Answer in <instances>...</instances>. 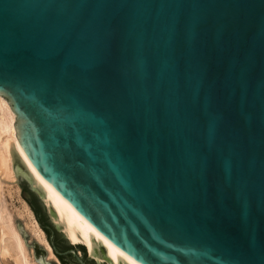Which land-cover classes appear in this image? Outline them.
<instances>
[{"label": "water", "instance_id": "1", "mask_svg": "<svg viewBox=\"0 0 264 264\" xmlns=\"http://www.w3.org/2000/svg\"><path fill=\"white\" fill-rule=\"evenodd\" d=\"M0 95L137 263L264 264V0H0Z\"/></svg>", "mask_w": 264, "mask_h": 264}, {"label": "bare ground", "instance_id": "2", "mask_svg": "<svg viewBox=\"0 0 264 264\" xmlns=\"http://www.w3.org/2000/svg\"><path fill=\"white\" fill-rule=\"evenodd\" d=\"M14 120L15 115L9 103L0 95V187L7 181L15 182L19 176L25 177L42 199L48 214L56 223L55 226L63 231L71 243L83 244L89 256L90 247L93 245L99 264L103 260L108 264H139L104 238L38 174L18 144ZM34 218L36 220L35 216ZM36 222L38 223L37 220ZM38 226L40 227L39 223ZM24 227L31 236L35 235L36 224L28 225L25 222ZM42 230L38 231L37 239L44 245L46 258L35 257L30 252L21 235L20 225H15L12 216L0 205V261L11 264H50L49 259L56 260L57 257L47 237V241L45 240Z\"/></svg>", "mask_w": 264, "mask_h": 264}, {"label": "rangeland", "instance_id": "3", "mask_svg": "<svg viewBox=\"0 0 264 264\" xmlns=\"http://www.w3.org/2000/svg\"><path fill=\"white\" fill-rule=\"evenodd\" d=\"M31 187L32 186L27 181H25L22 176L17 177L15 179V182L7 181L3 183L0 187V205L1 206L3 205L7 213H9L12 216L14 224L20 225L21 233H22L21 235L23 236L24 241L27 243L28 248H30V252L35 257L41 256L46 258L47 256L46 251L44 249V245L41 244L37 239L38 231L42 230L43 228L41 227L39 221L37 220L41 228L38 226V223L34 218V216L35 217L37 216L34 210L32 211L30 210L29 208L30 206H28L29 203L21 196V191H27L30 193L31 195L30 198L32 199L33 203L37 206L38 210L40 211L44 224L47 226V228L50 231H53L55 238L57 239V242H60L68 246V248L70 249L78 248L79 250H75V252L79 254V256L82 257V259L86 263L92 264L93 263L92 259H90L89 255L86 253L84 248L79 245L81 243H75V244L71 243L64 233H63L64 235H62L61 233L63 232L62 230L55 229L52 223L54 222V224L56 225L55 221L52 219L50 215H48L47 213L48 210L45 204H43V202L41 201L38 193L35 190L34 191L31 190ZM25 222L28 223V225L36 224V227L34 228L35 231L34 236H31L28 229H25L24 227ZM42 231L44 232L45 235L44 238L46 240V237L48 238V236L44 230ZM64 260L66 264H79L72 254L66 255ZM49 262L50 264H62L61 262L58 261V258H56V260L49 259ZM0 264H11V263L9 262L5 263L0 261Z\"/></svg>", "mask_w": 264, "mask_h": 264}, {"label": "trees", "instance_id": "4", "mask_svg": "<svg viewBox=\"0 0 264 264\" xmlns=\"http://www.w3.org/2000/svg\"><path fill=\"white\" fill-rule=\"evenodd\" d=\"M38 221H39L41 227L43 228V230L46 232L47 236L49 237V229L47 228V226H45L44 221H41L39 219H38ZM55 249L58 251V253L56 254V256L59 259V261L62 264H66L64 258L66 257V255H70L71 253H65V254H63L62 252L67 251L70 248H68V246H66V245H64V244H62L60 242H56Z\"/></svg>", "mask_w": 264, "mask_h": 264}, {"label": "flooded vegetation", "instance_id": "5", "mask_svg": "<svg viewBox=\"0 0 264 264\" xmlns=\"http://www.w3.org/2000/svg\"><path fill=\"white\" fill-rule=\"evenodd\" d=\"M29 203L32 205L33 210H34L36 216L38 217V219L41 220V221H43V219H42V215H41L40 211L38 210L37 206L33 203V201H32L31 198H30V200H29ZM45 226H46V225H45ZM48 238H49L50 241H52V243H53V245H54V247H55V244H56V242H57V239L55 238V235H54L53 231H50V230H49V237H48Z\"/></svg>", "mask_w": 264, "mask_h": 264}]
</instances>
